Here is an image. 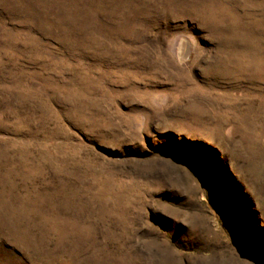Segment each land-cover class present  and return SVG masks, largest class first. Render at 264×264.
I'll return each instance as SVG.
<instances>
[{"label": "rangeland", "instance_id": "374dc122", "mask_svg": "<svg viewBox=\"0 0 264 264\" xmlns=\"http://www.w3.org/2000/svg\"><path fill=\"white\" fill-rule=\"evenodd\" d=\"M0 264H264V0H0Z\"/></svg>", "mask_w": 264, "mask_h": 264}]
</instances>
